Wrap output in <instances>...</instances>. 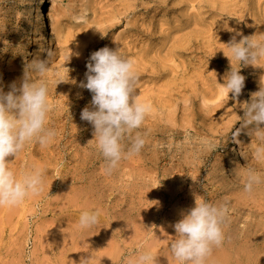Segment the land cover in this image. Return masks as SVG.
<instances>
[{
	"label": "rangeland",
	"instance_id": "obj_1",
	"mask_svg": "<svg viewBox=\"0 0 264 264\" xmlns=\"http://www.w3.org/2000/svg\"><path fill=\"white\" fill-rule=\"evenodd\" d=\"M39 5L37 0H0V81L5 91L22 78L26 51L27 60L41 56L32 26ZM44 5V27L52 44L46 54L52 104L48 126L57 134L47 147L28 145L10 165L14 170L40 166L45 184L38 196L0 207V264H71L69 259L78 262L90 251L96 257L92 264H127L141 250H150L157 264H178L168 235H175L172 225L194 206L195 195L225 205V220L239 215L264 224V213L244 208L240 215L235 210L236 202L246 199L264 212V183L251 194L243 192L247 169L264 178V161L253 155L264 135L251 125L243 127L241 119L245 102L264 83V58L253 65L232 61L222 44L236 32L264 36V0H46ZM105 46L118 47L133 59L135 90L150 105L141 125L147 133L139 128L144 146L111 174L104 173L103 158L88 144L93 127L80 119V112L90 105L92 94L79 86L85 75L72 68L86 72L90 54ZM231 68L245 77L236 99L219 87ZM83 210H98L99 223L79 228ZM227 252L224 264H264V251L255 254L243 247ZM214 256L213 251L208 257Z\"/></svg>",
	"mask_w": 264,
	"mask_h": 264
},
{
	"label": "clouds",
	"instance_id": "obj_2",
	"mask_svg": "<svg viewBox=\"0 0 264 264\" xmlns=\"http://www.w3.org/2000/svg\"><path fill=\"white\" fill-rule=\"evenodd\" d=\"M222 44L227 56L223 54L232 61L253 65L264 58V36L256 38L236 32ZM85 66V81L79 86L92 95L90 105L81 110L80 119L92 125V139L88 144L94 145L103 158L104 173L111 174L123 159L138 154L144 146L145 140L136 130L150 112V105L141 101L135 90L137 76L133 59L123 56L118 47L105 46L92 52ZM48 71L47 57L41 59L37 54L25 61L22 78L12 81L7 91L0 81V207L17 206L44 190V169L32 165L17 171L10 165L28 145L47 147L57 134L48 126L52 110ZM244 80L239 71L231 68L219 87L222 93L236 99L244 87ZM245 104L242 126L251 125L258 135H264V83L259 84ZM253 155L256 160L264 161V144L257 145ZM261 183H264L261 174L247 169L243 192L251 194ZM226 215L225 205L194 196V206L182 212L181 219L172 225L175 235H170L169 248L178 264H206L213 247L222 243ZM99 218L98 210H83L77 225L81 229H91L99 223ZM95 259L90 251L78 262L69 260L71 264H92ZM127 264H157V261L150 250H141L128 257Z\"/></svg>",
	"mask_w": 264,
	"mask_h": 264
},
{
	"label": "bare ground",
	"instance_id": "obj_3",
	"mask_svg": "<svg viewBox=\"0 0 264 264\" xmlns=\"http://www.w3.org/2000/svg\"><path fill=\"white\" fill-rule=\"evenodd\" d=\"M45 2H46V0H37V4L39 5V4H41V5H39V6H36V8H34L35 9V12H34V15H33V20H32V26H33V29H34V34H35V38H36V41H38L39 42V44H40V53H41V58L42 59H45V57H46V54H47V52L51 49V47H52V44H51V41H50V36H49V34L47 33V31H46V29H45V27H44V16L42 15L43 14V9H44V7H45V5L43 6V7H41L43 4H45ZM42 9V10H41ZM31 26V27H32ZM31 39H32V36H31V38L28 36V38H27V46H30L31 45ZM27 48V47H26ZM28 49V48H27ZM30 49V48H29ZM26 50V49H25ZM26 56H30V52L29 51H26L25 52V54L22 56V63H24L25 64V61L27 60V58H26ZM13 61V60H12ZM72 66V65H71ZM75 66V65H74ZM72 67V68H74V71H78V73L80 74H83V75H85V72L84 71H82L81 69H79V66L78 67ZM79 69V70H78ZM18 79V78H17ZM16 79V80H17ZM151 92V91H150ZM139 93V95H140V92H138ZM159 93V92H158ZM160 95V94H159ZM159 95H157V96H159ZM146 101H148V100H146ZM167 109V108H166ZM173 112V111H172ZM177 112V111H176ZM168 113V112H167ZM149 115V114H148ZM148 115H146V118L145 119H147L148 118ZM175 116H176V114H174ZM178 115V114H177ZM173 116V115H172ZM201 116V115H200ZM162 117V116H161ZM178 117V116H177ZM163 118V117H162ZM198 118V117H197ZM159 119V118H158ZM157 119V120H158ZM174 119H175V117H174ZM149 120V119H148ZM165 121V120H164ZM198 121V120H197ZM176 123V122H175ZM202 123V122H201ZM49 124V123H48ZM150 124V123H149ZM152 124V123H151ZM154 124V123H153ZM152 124V125H153ZM158 124V123H157ZM165 124H166V122H165ZM172 124H174V122L172 123ZM162 125H163V123H162ZM168 125V124H167ZM188 125H189V123H188ZM193 125H195V124H193ZM199 125H201V124H199ZM144 126V125H143ZM143 126H141L140 128H142V131L144 130V133H147V129L145 130L144 129V127ZM151 126V125H150ZM157 127V126H156ZM168 127V126H167ZM152 128V127H151ZM159 128V127H158ZM171 129H176L177 130V127H170ZM192 128H193V126H192ZM161 130V129H160ZM138 131H140L139 129H138ZM149 131V130H148ZM153 131V130H152ZM154 131H156L155 129H154ZM181 131H182V129H181ZM163 132V131H162ZM172 132V131H171ZM177 132H178V130H177ZM183 132V131H182ZM157 133H158V131H157ZM168 133V132H167ZM169 133H170V131H169ZM181 133V132H180ZM89 134H91V133H89ZM159 134V133H158ZM157 134V135H158ZM165 134V136H166V133H164ZM182 134V133H181ZM188 134V133H187ZM186 134V136H187V139H192V142L193 141H196V143L197 144H199V143H202L201 142V140L199 139V138H197V137H195V135L194 136H191V135H187ZM193 134V133H192ZM150 135V134H149ZM171 136V135H170ZM67 137V136H66ZM156 138V137H155ZM186 141V140H185ZM172 142V141H171ZM174 142V141H173ZM205 142V141H204ZM170 143V142H169ZM175 143V142H174ZM195 143V142H194ZM203 144V143H202ZM185 145V144H184ZM170 146V145H169ZM172 146V145H171ZM176 146H177V148H178V145L176 144ZM196 146V145H195ZM203 146V145H202ZM233 147V146H232ZM163 149H165V148H163ZM162 149V150H163ZM169 149V148H168ZM198 149H199V147H198ZM173 150V149H172ZM178 150V149H177ZM232 152H233V155H234V157L235 158H237V155H238V152H236V148L235 147H233L232 149ZM170 151V150H169ZM175 151V150H174ZM159 152H161V149H160V151ZM163 152H164V150H163ZM165 152H167L166 150H165ZM163 154V153H162ZM168 154V153H167ZM29 155V154H28ZM159 155V154H158ZM161 155V154H160ZM171 155V154H170ZM167 156V155H166ZM18 158V157H17ZM75 158V157H74ZM173 158V157H172ZM29 159H30V157H29ZM158 159V158H157ZM150 160V159H149ZM153 160V159H152ZM161 160V159H160ZM166 160V159H165ZM162 162V161H161ZM17 163H19V162H17ZM21 163V162H20ZM131 163V162H130ZM152 165V164H151ZM160 165V164H159ZM164 165V164H163ZM13 166V165H12ZM130 166V165H129ZM14 167H16V166H14ZM40 167V166H39ZM14 169V168H13ZM18 169V168H17ZM16 169V170H17ZM19 170V169H18ZM17 170V171H18ZM190 170V169H189ZM158 171H160V170H158ZM166 171V170H165ZM187 171H188V169H187ZM159 174V173H158ZM174 174V173H173ZM234 174V173H233ZM48 176V175H47ZM169 176H170V174H169ZM172 176V175H171ZM236 176H237V174H236ZM146 177V176H145ZM165 177V176H164ZM174 177V176H173ZM239 177V176H238ZM168 178V177H167ZM179 178V177H178ZM171 180H172V177H171ZM163 181V180H162ZM190 182V181H189ZM164 183V182H163ZM232 183V182H231ZM77 184V183H76ZM162 184V183H161ZM71 185V184H70ZM86 185V184H85ZM235 185V184H234ZM66 187H68V186H66ZM169 187V186H168ZM167 187V188H168ZM255 189L257 188V187H254ZM61 189V188H60ZM168 191V190H167ZM195 191V190H194ZM224 191V190H223ZM254 191V190H253ZM63 192V191H62ZM165 192V191H164ZM169 192V191H168ZM222 193V192H221ZM232 194V193H231ZM71 195V194H70ZM203 196V195H202ZM58 197V196H57ZM56 197V198H57ZM172 197V196H171ZM177 197V196H176ZM205 197H207V195H205ZM204 198V197H203ZM208 198V197H207ZM206 198V199H207ZM55 199V198H54ZM205 199V198H204ZM239 199V198H238ZM66 200V199H65ZM210 200V199H209ZM211 200H212V198H211ZM246 199H244V201L242 202V201H238V202H236V205H235V210H237V213H240V215H242V211H244V208H247V210L249 211V212H251L252 214L254 213V214H263L264 212L261 210V206H260V204H259V206L257 207V203H254V204H251L250 202L249 203H247V201H245ZM260 200H261V198H260ZM46 201V200H45ZM169 201V200H168ZM70 202V201H69ZM64 203H66V202H64ZM172 203V202H171ZM264 205V204H263ZM262 205V206H263ZM176 206V205H175ZM257 207V208H256ZM174 208V207H173ZM232 208V207H231ZM264 208V207H263ZM247 210H246V212H247ZM261 211V212H260ZM232 212H233V210H232ZM248 212V213H249ZM178 213V212H177ZM119 214V213H118ZM101 215H102V213H101ZM159 215V214H158ZM236 215V214H235ZM143 216V219H144V215H142ZM181 216V215H180ZM234 216V215H233ZM263 217V216H262ZM180 218V217H179ZM254 218V217H253ZM103 219V218H102ZM262 219V218H261ZM146 220V219H145ZM162 220V219H161ZM174 220V219H173ZM259 220V219H258ZM175 221H176V219H175ZM242 221V223H243V225L242 226H239V223ZM263 221V220H262ZM222 228H223V240H222V243H221V245L220 246H218V247H213V249H212V251H211V253H213V251L215 252V256L214 257H207V260H206V264H224V258H225V254H226V252L227 251H230V252H233L234 253V251H236V252H238V251H240V250H242L243 249V247H246V248H248L250 251H255V254H256V252H258V251H264V224H263V222H261V221H253V220H241L240 219V216L239 215H236L235 217H232V218H229V219H227V220H225V222H224V224H223V226H222ZM162 229V228H161ZM163 230V229H162ZM159 231V230H158ZM145 232V231H144ZM160 232H162V231H160ZM160 232H159V236H161V234H160ZM158 234V233H157ZM154 235H156V234H154ZM163 235V234H162ZM144 236H145V234H144ZM158 236V235H157ZM168 236H170V235H168ZM155 237V236H154ZM158 238H160V240H161V238L163 239L164 237H158ZM170 240H171V237H170ZM162 241V240H161ZM152 243V242H151ZM164 243H165V240H164ZM167 244V243H166ZM147 245H148V243H147ZM165 246V245H164ZM153 248V247H152ZM160 248H161V246H160ZM162 248H164V247H162ZM147 249V248H146ZM229 252V253H230ZM164 253V252H163ZM210 253V254H211ZM228 253V252H227ZM260 253V252H259ZM218 254V255H217ZM238 254V253H237ZM244 254V253H243ZM217 256H219V257H217ZM238 257V256H237ZM252 257H253V255H252ZM237 258H235V260H236ZM106 259H104V261H105ZM254 260V259H253ZM237 261V260H236ZM240 261V260H239ZM238 261V262H239ZM235 262V261H234ZM240 264V263H239ZM260 264V263H259Z\"/></svg>",
	"mask_w": 264,
	"mask_h": 264
}]
</instances>
